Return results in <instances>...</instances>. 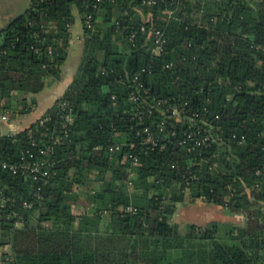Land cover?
<instances>
[{"label": "trees", "instance_id": "trees-1", "mask_svg": "<svg viewBox=\"0 0 264 264\" xmlns=\"http://www.w3.org/2000/svg\"><path fill=\"white\" fill-rule=\"evenodd\" d=\"M75 9L84 55L65 94L42 116L51 120L0 135V158L19 162L34 139L43 146L54 133L65 135L60 102L74 108L68 137L48 155L56 173L47 184L0 172V195L13 199L0 207V248L11 254L2 264H264V0H32L0 29V115L32 111L36 99L27 96L61 80ZM44 25L56 29L46 33ZM142 26L164 32L161 57ZM148 66L153 102L191 99L207 107L221 118L217 142L189 150L172 139L165 151L143 144L130 93L133 76ZM165 116L157 108L154 120ZM234 134L245 136L242 145L228 142ZM188 194L190 203L244 214L245 225L193 223L183 233L174 217ZM82 198L88 210L77 215Z\"/></svg>", "mask_w": 264, "mask_h": 264}, {"label": "built area", "instance_id": "built-area-1", "mask_svg": "<svg viewBox=\"0 0 264 264\" xmlns=\"http://www.w3.org/2000/svg\"><path fill=\"white\" fill-rule=\"evenodd\" d=\"M101 1V0H99ZM156 3V0H145V2ZM99 6L94 5V9H98ZM94 15L89 14L87 17V27L89 29L94 28ZM71 29L72 26L68 25ZM43 29L46 33H49L56 29V25H44ZM124 31V30H123ZM140 33L143 35L150 32L153 35L154 46L152 48V54L161 57L165 50L167 39L164 32L161 29L151 27L150 30L146 26L140 27ZM138 32H132L130 34V41L135 43L137 39ZM85 40V38H83ZM36 53H40L39 48H34ZM49 55L54 57V49L52 47L48 48ZM44 67H48L45 65ZM175 67V63L167 64L166 68L172 69ZM113 72V70H111ZM103 74L107 71L103 70ZM153 73V67H143L141 70L137 71L132 78V92L130 93V99L137 105V110L134 113L133 120L138 121L141 125V129L138 132L140 137H144L143 144L150 150H160L165 151L168 148L169 141L175 139L178 141L179 145L187 147L189 150L203 149L212 146L217 142V138L214 137L213 131L215 128L220 130V126H217V122L220 121V116L212 113L210 109L204 107L203 109L195 107L191 99H187L184 103H172L171 99L159 101L155 104L150 96L151 89L146 84V78ZM168 104V105H165ZM59 110L62 111L64 136L56 135L51 137L52 143H45L43 146L38 145L36 139L32 142V147L25 151L23 156L20 158L19 162H8L0 158V172L7 171L13 175H22L26 180H33L40 184H47L49 179L56 172L52 169L55 165L48 155L53 150V145L63 143L65 138L68 137L69 126L74 121V108L68 102H60L58 104ZM166 106V107H165ZM162 109L163 113L166 114L161 121L154 120L156 109ZM146 118L149 123H145ZM51 117H41L38 121L40 125H44L46 122L50 121ZM150 120H153L150 123ZM170 121H175L176 125L170 124L173 130L169 131L168 126ZM10 117L8 114L0 115V125L3 123H9ZM171 123V122H170ZM181 133V134H179ZM30 136L33 138V134ZM49 133H43L42 138L48 137ZM246 140L245 136L234 134L228 139V142L238 143L242 145ZM36 147L38 149L36 150ZM121 147H112V151L119 150ZM129 159H131L133 166H138L140 164V159L134 153L128 154ZM41 187L38 190L37 195H40ZM2 197V202L0 201V207H4V201L6 197L3 193L0 195V200ZM7 202H13V199L7 198ZM27 207H32L33 204L24 202ZM132 208H128L127 211H131ZM20 225L19 222H17Z\"/></svg>", "mask_w": 264, "mask_h": 264}, {"label": "crops", "instance_id": "crops-1", "mask_svg": "<svg viewBox=\"0 0 264 264\" xmlns=\"http://www.w3.org/2000/svg\"><path fill=\"white\" fill-rule=\"evenodd\" d=\"M76 12H77V9H75V11H74L75 17H76ZM74 26H75V24L73 25V27L71 29V40H70V47L68 50V57H67V60L64 63V65L61 67V80L56 81V82H52L41 93H39L35 96H32V95L27 96L29 103H32V100L35 98L36 104H35V107L32 109V111L25 113V114H21V117H25V120L30 115L34 114V117L31 119V122H29V124L26 126H23L24 125L23 122L25 120H22V119H18L17 123L13 122L12 124H10V126H8V128H7L9 131V134H16L22 130H25L26 128H29L31 125L36 123L42 116H44L50 109H52L56 105L57 101L65 94L68 87L70 86V84L74 80V77L76 76L77 72L79 71V68H80V65H81L82 59H83V57H82V59L80 60V62L78 64L76 63V61L72 62V60H71V50H72L71 47H72V43H73L72 36H73ZM83 29H84V27H83ZM83 38H84V32L81 34H78L77 39L82 46L81 51L83 52V55H84L85 46H84ZM0 135H2V134H0ZM3 135H8V134H3ZM196 202L190 206H183L184 204H180L178 206L177 214L175 215L176 217H174V218H177L176 220H178L177 222L179 224L181 223V221H187L188 224L195 223L198 225L205 226V225H203L204 223H202L200 221H204V222L209 223V222L214 220L213 212L215 211L214 210L215 208L224 209V207L218 206V205L213 204V203H209V202H205V201L203 202L201 200H197ZM195 204H205L206 208L208 210L202 208V212H201L199 210V208H195L196 207V206H194ZM206 210H207V212H206ZM225 210H227V209L225 208ZM0 234H1V230H0ZM8 252H10L9 246H4V247L0 248V259H1V261L4 257V255L7 254Z\"/></svg>", "mask_w": 264, "mask_h": 264}, {"label": "rangeland", "instance_id": "rangeland-1", "mask_svg": "<svg viewBox=\"0 0 264 264\" xmlns=\"http://www.w3.org/2000/svg\"><path fill=\"white\" fill-rule=\"evenodd\" d=\"M31 4H32V0H0V29L5 28L6 26L9 25V23L11 21L18 18L22 14L26 13V11L31 7ZM83 32H84V29H83L82 17L79 14V12L77 11L76 12V23H75V26L73 29V36H72L73 43H72V47H71V49H72L71 50V60H72V62L76 61L77 64L80 62V60L83 57V52L81 51L82 46L79 43L77 36H78V34H81ZM84 42H85V40H84ZM20 110H21V108H19L18 111L16 110V112L14 114H12L10 111L4 113V114H8V116L10 117V122L9 123H3L0 125V134H2V135L3 134H9V131L7 128H8V126H10V124H12L13 122L17 123L18 119L25 120V117H21V114L19 112ZM33 117H34V114L27 117L26 120L23 122V124H24L23 126L28 125L29 122H31V119ZM95 186H99V184L96 183ZM190 199H191L190 195L188 194L187 199H186V203H184L183 206L193 205V203H190ZM201 201H203V200H201ZM194 206H196L195 208H199V210L201 212H202V208L207 209L205 204H195ZM87 210H88V204L84 198H82L80 203H78L74 206V212L77 215H82ZM207 210H206V212H207ZM214 210H215L214 211L215 213L213 212L214 220L211 222L219 221V222L231 223V224H234L237 226H244L245 225L246 216L242 213L232 214L229 211L225 210V208L224 209L215 208ZM176 219L177 218H174V221ZM176 221H178V220H176ZM200 222L204 223L203 225H207V224L211 223V222L207 223L204 221H200ZM187 225H188L187 221H181L180 227H181V230L183 233L186 231ZM4 257H6L7 260H10L11 259L10 252L5 254ZM2 262H3V259H2V261L0 259V264Z\"/></svg>", "mask_w": 264, "mask_h": 264}]
</instances>
